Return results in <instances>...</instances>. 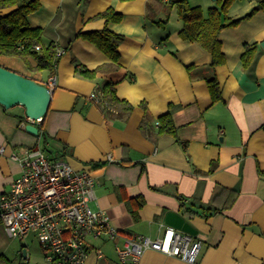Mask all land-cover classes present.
I'll list each match as a JSON object with an SVG mask.
<instances>
[{
  "label": "crops",
  "instance_id": "obj_1",
  "mask_svg": "<svg viewBox=\"0 0 264 264\" xmlns=\"http://www.w3.org/2000/svg\"><path fill=\"white\" fill-rule=\"evenodd\" d=\"M188 1L206 14L217 5V0ZM260 1L235 0L228 15L240 18ZM40 2L28 22L43 29L45 43L54 41L65 52L55 73L36 70L34 55H0L1 65L42 83L48 84L53 74L57 77L48 112L37 124L38 135L25 129L27 108L0 104V194L10 190L22 171L11 155L47 146L50 157L67 160L76 169H92L96 184L90 205L105 210L123 234L157 238L169 225L201 242L198 264H264V9L220 31L226 62L216 68L222 99L213 102L207 84L212 56L181 38L182 23L172 0ZM111 7L123 15L121 21L99 16ZM105 26L124 36L116 76L118 96L134 104L128 119L108 118L90 100L98 81L79 71L80 65L94 69L110 61L89 40L74 38ZM255 42L258 55L248 70L241 56ZM169 112L176 137L159 134L160 117ZM146 115L148 132L141 127ZM42 132L50 138L46 144ZM214 162L215 169L209 171ZM139 195L145 204L135 220L127 199ZM178 196L200 212L186 213ZM201 206L220 210L206 216L209 212ZM8 238L0 222V248L5 251ZM116 257L105 252L97 260L93 254L89 264H117ZM139 264L187 263L147 250Z\"/></svg>",
  "mask_w": 264,
  "mask_h": 264
},
{
  "label": "built area",
  "instance_id": "obj_2",
  "mask_svg": "<svg viewBox=\"0 0 264 264\" xmlns=\"http://www.w3.org/2000/svg\"><path fill=\"white\" fill-rule=\"evenodd\" d=\"M42 46L37 44L36 50ZM57 50V56L64 53ZM55 74L49 78L56 85ZM95 97L93 93L91 98ZM44 117L28 118V123L41 124ZM21 163V174L11 188L0 194V222L13 238L34 235L44 252L46 264H89L91 255L102 259L101 244L114 242L117 264H139L147 250H158L182 258L187 264H198L201 242L190 233L164 226L163 233L152 238L143 234H123L111 223L103 209L90 205L96 178L92 169H76L67 160L55 159L42 147L13 153Z\"/></svg>",
  "mask_w": 264,
  "mask_h": 264
},
{
  "label": "trees",
  "instance_id": "obj_3",
  "mask_svg": "<svg viewBox=\"0 0 264 264\" xmlns=\"http://www.w3.org/2000/svg\"><path fill=\"white\" fill-rule=\"evenodd\" d=\"M234 1L217 0V5L210 7L206 14L202 6L193 5L188 0H172V3L178 8V15L182 23L180 29L181 38L198 43L212 56V62L208 66L211 70V76L207 78V84L213 102L222 99V88L217 77L216 68L226 62L220 31L227 27L232 28L244 19L252 17L259 10L264 9V0H261L249 13L234 19L228 15V10ZM6 7H13V9L6 14L0 13V55L18 57L34 55L38 62L35 67L36 70L49 69L52 73H55V65H57L59 60L57 56L58 44L54 41L45 43L43 29L38 26L31 27L28 22L29 15L41 7L40 0H0V9ZM99 16L106 18L107 22H119L123 18V15L116 12L112 7L99 14ZM77 37L89 40L110 58L109 62L97 68L94 67V69L80 65L79 71L83 76L98 81V87L94 92L95 97H90V100L99 106L108 118L128 119L134 110V104L118 96L117 84L119 79L116 76L122 67L119 46L124 36L105 26L100 30L79 32L74 36V38ZM37 44L42 46L41 50L35 49ZM70 44L71 40L66 47L69 48ZM257 55V43L247 44L241 56L245 69L249 70L252 68ZM100 73L105 74V76L99 80L97 76ZM130 77L132 78V76ZM144 107L146 108L145 104ZM147 122L148 117L146 115L141 123V127L145 132H148L146 128ZM160 124L159 134L176 137L178 130L171 112L160 117ZM41 136H43L45 144L50 139L44 132H42ZM43 149L45 151L48 150L47 146H44ZM215 166L216 163L214 162L209 171L214 170ZM178 198L182 207H185L186 213L196 214L200 212L191 206L186 207L182 196H178ZM127 202L132 216L135 220H138L139 209L145 204L144 197L141 195L133 196L128 198ZM200 208L205 212H209L206 213V216L220 210L219 208L213 209L205 206ZM2 259L5 260L4 254L0 255V260Z\"/></svg>",
  "mask_w": 264,
  "mask_h": 264
},
{
  "label": "water",
  "instance_id": "obj_4",
  "mask_svg": "<svg viewBox=\"0 0 264 264\" xmlns=\"http://www.w3.org/2000/svg\"><path fill=\"white\" fill-rule=\"evenodd\" d=\"M261 44L264 47V41ZM53 94V90L48 84L0 64V104L6 108H13L20 104L27 108L28 118L45 117ZM25 129L35 135L40 132L39 127L34 123L27 122ZM182 227L183 230L191 232L190 226L182 224Z\"/></svg>",
  "mask_w": 264,
  "mask_h": 264
},
{
  "label": "rangeland",
  "instance_id": "obj_5",
  "mask_svg": "<svg viewBox=\"0 0 264 264\" xmlns=\"http://www.w3.org/2000/svg\"><path fill=\"white\" fill-rule=\"evenodd\" d=\"M8 240L7 251L0 248V253H5V260H0V264H46L41 244L34 235L30 234L22 239L10 237ZM95 244L101 245L105 252L115 253L113 250L114 242H107L102 245L100 240H96Z\"/></svg>",
  "mask_w": 264,
  "mask_h": 264
}]
</instances>
